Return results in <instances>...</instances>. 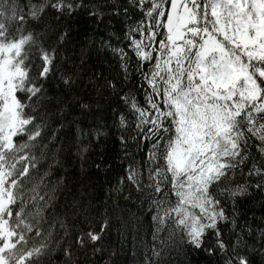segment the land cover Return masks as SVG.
Instances as JSON below:
<instances>
[{"label":"snow or ice","instance_id":"1","mask_svg":"<svg viewBox=\"0 0 264 264\" xmlns=\"http://www.w3.org/2000/svg\"><path fill=\"white\" fill-rule=\"evenodd\" d=\"M81 13L125 26L77 49ZM109 142L125 175L101 200ZM245 200L264 207V0H0V264H264Z\"/></svg>","mask_w":264,"mask_h":264},{"label":"trees","instance_id":"2","mask_svg":"<svg viewBox=\"0 0 264 264\" xmlns=\"http://www.w3.org/2000/svg\"><path fill=\"white\" fill-rule=\"evenodd\" d=\"M70 26L72 46L76 47L77 49L80 47L87 49L93 38L98 39L100 36H105V38H107L108 33L120 35L125 25L122 15L120 17H114L112 19H105L102 22H97L89 17L87 13H81L70 21ZM99 55L100 60L96 61V53H93V62L97 63L98 66L107 68V63L110 56L106 58L103 52H101ZM119 148L120 146L118 143L109 142L98 149V151L105 153L108 163L112 164V168L110 170L97 171L95 168H92L91 170V180L95 185L93 195L99 197L101 200L109 196V189L116 183V178L118 176L125 175L120 161L118 159L113 161L110 156V154L113 152H119ZM104 167L107 169V164H105ZM75 170L79 172L78 167ZM133 211H135L134 208ZM240 211L243 213L245 218L255 217V219H252L254 226L260 223L258 218L264 216V207H262L261 204L256 200H245L240 206ZM190 261L191 264H210L209 260L204 256L203 253L193 252L190 256Z\"/></svg>","mask_w":264,"mask_h":264}]
</instances>
